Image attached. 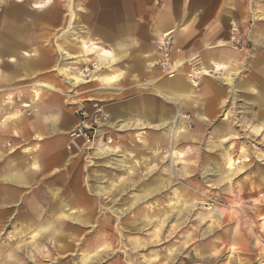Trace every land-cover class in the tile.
Returning a JSON list of instances; mask_svg holds the SVG:
<instances>
[{
    "label": "rangeland",
    "instance_id": "rangeland-1",
    "mask_svg": "<svg viewBox=\"0 0 264 264\" xmlns=\"http://www.w3.org/2000/svg\"><path fill=\"white\" fill-rule=\"evenodd\" d=\"M240 5L247 6L248 13L238 10L224 40L236 37L234 51L243 56L221 62L226 68L194 77L193 67L218 61L219 47L203 40L180 47L170 35L171 70L177 63L179 72L181 64L184 78L195 87L184 109L155 92L160 80H130L132 85L125 86L123 77L110 86L98 78L100 70L92 63L83 66L84 77L82 73L76 79L84 83L71 85L61 75L66 102L78 117L67 133L65 149L73 162L67 176L84 190L91 189L98 214L86 223L80 217H65L53 230V215L41 214L31 226L24 207L0 206V264H264V110L257 99L264 88L248 91L237 84L248 76L253 54L264 52V19H257L264 0H239ZM155 60L164 77L169 75L171 70ZM228 76L235 79L231 85L223 83L226 96L217 100L215 110L204 116L196 112L194 98L205 103L209 97L202 94L206 78L221 83ZM92 85L96 87L90 91L87 87ZM40 98L41 94L28 107H16L31 114L38 110ZM152 101L168 102L177 112L167 128L170 133L154 126H121L124 116L140 115L157 124L148 108ZM84 121L93 122L97 133L90 140L76 139L74 145L73 134ZM224 125L228 133L220 131ZM1 127L0 123V151L32 147L29 142L16 143ZM102 144L115 152L99 156ZM34 153L28 151L26 158L36 164ZM6 160V156L1 160L0 185L8 173ZM26 182V199L35 198L44 212L52 200H66L61 190L58 198L40 199L43 191L36 187L41 178L27 174ZM71 234V251L60 253L58 246Z\"/></svg>",
    "mask_w": 264,
    "mask_h": 264
},
{
    "label": "crops",
    "instance_id": "crops-1",
    "mask_svg": "<svg viewBox=\"0 0 264 264\" xmlns=\"http://www.w3.org/2000/svg\"><path fill=\"white\" fill-rule=\"evenodd\" d=\"M225 5H228L226 10ZM247 9V6H239V0H0L1 129L16 143L29 142L32 146L24 151L16 148L8 153L0 151V166L5 156L9 163L8 173L0 185V206L6 209L24 207L22 213L31 226L36 224L37 216L53 215L55 220L50 225L53 230H57V222L65 217H80L85 223L95 218L98 211L89 194L91 189L84 190L72 176H67L73 164L65 149L67 133L78 117L66 102L65 80L61 75L67 76L71 85L84 83L85 80L71 78L67 70L73 73L82 71L83 66L92 63L99 66L98 78L110 86L123 77L125 86L132 85L128 82L130 80H160L153 87L155 92L170 102H179V108L184 109L190 102L188 95L193 94L195 87L184 78L186 73L181 64L173 77H164L162 69L154 65L159 55V39L170 32L180 47L191 41H211L220 49L218 61L211 64V69L226 68L221 62L238 61L243 56L234 51L238 43L236 37L224 40L229 34L226 31L228 22L232 24L237 20L238 10L247 14ZM257 19H264V11L257 15ZM250 60L248 76L237 84L248 91L264 88V52L256 57L253 54ZM32 79L37 83L31 82ZM206 79L202 94L209 97L205 103L199 97L194 98L197 104L194 109L202 116L215 110L217 100L226 96L223 83L231 85L235 78L228 76L220 79L221 83ZM94 87L87 88L91 91ZM39 91L41 98L37 111L25 114L16 107L17 104L30 106V102L38 99ZM258 95L264 110V95ZM11 108L15 109L13 113ZM148 108L152 110V119L159 121L157 124L152 125L139 114L135 118L124 116L125 123L121 126H154L170 133L167 128L177 115L174 108L163 101H152ZM224 126L220 131L228 133ZM28 151H35L36 164L26 158ZM27 174L41 178L42 184L36 187L38 192L43 191L40 199L46 195L58 198L61 190L66 194V200H52V207L44 212L35 198L26 199ZM19 199L20 204L17 203ZM7 213L12 212L7 210ZM71 238H74L73 234L61 247L58 246L60 253L71 251L68 249L71 248L68 243Z\"/></svg>",
    "mask_w": 264,
    "mask_h": 264
},
{
    "label": "built area",
    "instance_id": "built-area-1",
    "mask_svg": "<svg viewBox=\"0 0 264 264\" xmlns=\"http://www.w3.org/2000/svg\"><path fill=\"white\" fill-rule=\"evenodd\" d=\"M171 38L170 36L165 37L164 39H159L158 42V52L160 54V57L158 60H155V63L158 65H161L163 68L167 70H171L172 64H171V54H172V46H171ZM171 73V71H170ZM95 117L101 119V115L98 113L95 115ZM98 121V120H96ZM97 133V129L93 125V122H82L79 124V126L76 128L74 134H73V144L76 145V139L79 138H86L87 140H90L95 134Z\"/></svg>",
    "mask_w": 264,
    "mask_h": 264
},
{
    "label": "bare ground",
    "instance_id": "bare-ground-1",
    "mask_svg": "<svg viewBox=\"0 0 264 264\" xmlns=\"http://www.w3.org/2000/svg\"><path fill=\"white\" fill-rule=\"evenodd\" d=\"M171 35V33L170 32H167V33H165V34H163L162 36H161V40L162 39H164L165 37H168V36H170ZM178 62V61H177ZM94 65V67H96L97 69H99L98 67V65L97 64H93ZM210 69H211V67L210 66H203V67H201L200 69L199 68H196V67H193L192 68V72H193V74H195L194 75V77L197 75V76H199V74H201V73H208V72H210ZM78 70V69H77ZM177 72H178V65H177V63L173 66V70H171V73H169V75H167V77H173V76H175L176 74H177ZM67 73L70 75L71 74V78H73V79H79V75H81L82 73H83V77H84V69H83V71H81V70H78V72H72L70 69H68L67 70ZM196 83V82H195ZM27 106V105H26ZM180 119H182V115L181 116H178ZM115 152V150H113L110 146H107V147H104L103 148V152H102V154L100 155V156H109L110 154H113ZM230 166L232 167V166H234V163L232 164H230Z\"/></svg>",
    "mask_w": 264,
    "mask_h": 264
}]
</instances>
